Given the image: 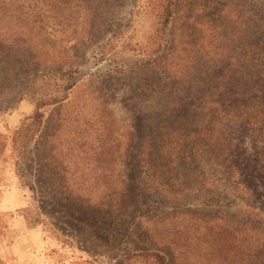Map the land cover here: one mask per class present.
Here are the masks:
<instances>
[{
	"label": "rangeland",
	"instance_id": "1",
	"mask_svg": "<svg viewBox=\"0 0 264 264\" xmlns=\"http://www.w3.org/2000/svg\"><path fill=\"white\" fill-rule=\"evenodd\" d=\"M17 1L37 7L21 46L40 70L14 80L0 59V260L21 264L6 229L25 222L49 238L40 264H127L138 251L166 264H264V77L251 67L264 0H176L165 34L164 0H87L81 15ZM11 21L27 17L0 20L1 41H18ZM182 34L221 55L177 44L169 54ZM208 79L220 93L207 117Z\"/></svg>",
	"mask_w": 264,
	"mask_h": 264
},
{
	"label": "trees",
	"instance_id": "2",
	"mask_svg": "<svg viewBox=\"0 0 264 264\" xmlns=\"http://www.w3.org/2000/svg\"><path fill=\"white\" fill-rule=\"evenodd\" d=\"M17 0H0V20L7 21V19H16V21L20 20L21 18L27 17V21H22V22H15V24H18L15 28H17V31L19 34L17 35L18 41H14V39L11 38L9 40L7 38L6 41H1L0 40V59L5 53L8 62L10 63V77H12L14 80H26L29 79L32 75L35 73H38L40 70L39 64L34 61L37 58V52L30 50L27 47L21 46L22 43H27V40H30L28 32H29V27L30 30L32 31L36 24V21L33 20V16L30 14H26V12L29 13H36L37 14V7L35 9H31L29 6H26L22 2H16ZM46 5V10L44 7H40L42 10L49 11V12H54L56 11L59 7L61 10H68L69 12L72 11L73 4H76V9L78 14H82L86 12L89 8L87 6V0H43ZM85 2L86 5L83 6V3ZM83 7V8H82ZM175 7H176V0H164L163 5H162V22H161V31L163 34H165L166 29L170 27L171 23L173 22L172 19L175 15ZM59 10V9H58ZM99 15L97 14V11L94 10L93 16H92V23H89L93 25L94 21H98ZM42 27V26H40ZM96 27V26H95ZM91 28V26H90ZM170 29V28H169ZM39 33L41 35H44V32L41 28H39ZM6 34H11V33H6ZM80 35V33H79ZM186 34L174 36L172 35V40L169 41V46L165 49H168L170 47V44H172L171 48L169 51H167L169 54L172 53V49L176 48V46H181V50L189 52L192 57L195 55H198L199 53L203 54V59L206 61L208 60H213L215 57H218L221 54L216 53V51L213 49H208L206 51L200 52L196 47H193V43H190L188 41V36L186 37ZM82 39H85V36L82 34ZM20 41V42H19ZM177 44V45H176ZM185 49H184V48ZM66 53L67 50H64ZM29 60V63H28ZM166 61L169 64L168 58L166 57ZM251 62H252V68L254 70V75L257 77H264V50H253L252 56H251ZM66 65V64H65ZM165 68V70H168L169 65L167 67L164 65L162 66ZM207 69V68H205ZM166 72V71H165ZM169 72V71H168ZM172 76L176 78L182 79V74L180 71H177L175 74L169 72ZM258 73V74H257ZM206 89H212L209 90L206 95L201 99H198L201 104H200V109L202 112H206V116H210L209 112H213L214 109H216L219 106V93H220V84L218 81L208 79L206 81ZM170 96H173L172 93ZM51 100V101H49ZM56 99H48V100H42L40 101L37 106H36V112L33 114L31 119V123L28 124L27 131H32L31 137L29 139L25 140L27 143L35 139L36 136L41 132V128L43 127L44 124V118H45V113L43 111L44 108L47 106H50L54 103H56ZM23 131V130H22ZM24 138V137H23ZM202 229H205L203 227ZM186 232H182L183 237H185ZM176 248L179 247L181 244H176L173 243ZM186 252L191 251V247L188 245L185 247ZM176 252H179L176 250ZM180 253H182L180 251ZM166 255L163 254L162 252L159 251H138L133 253L127 260V264H166ZM0 264H6L2 260H0Z\"/></svg>",
	"mask_w": 264,
	"mask_h": 264
},
{
	"label": "crops",
	"instance_id": "3",
	"mask_svg": "<svg viewBox=\"0 0 264 264\" xmlns=\"http://www.w3.org/2000/svg\"><path fill=\"white\" fill-rule=\"evenodd\" d=\"M6 230L10 235V254L21 264H40L42 250L50 243L41 225L14 222Z\"/></svg>",
	"mask_w": 264,
	"mask_h": 264
}]
</instances>
